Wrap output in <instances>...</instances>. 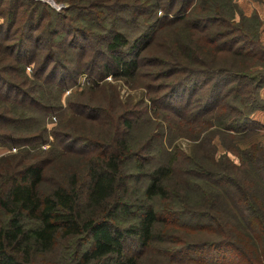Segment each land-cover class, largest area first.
Wrapping results in <instances>:
<instances>
[{"label": "trees", "instance_id": "16d2710c", "mask_svg": "<svg viewBox=\"0 0 264 264\" xmlns=\"http://www.w3.org/2000/svg\"><path fill=\"white\" fill-rule=\"evenodd\" d=\"M0 17V145L22 146L0 161V264H264V145L249 140L264 111L255 10L236 0H0ZM88 72V89L107 75L140 77L148 102L79 98L59 114L88 125L60 118L48 130L61 91ZM151 110L156 130L132 141ZM175 134L193 140L187 152L167 144ZM49 135L43 156L23 150ZM72 154L82 162L66 176H46Z\"/></svg>", "mask_w": 264, "mask_h": 264}, {"label": "rangeland", "instance_id": "374dc122", "mask_svg": "<svg viewBox=\"0 0 264 264\" xmlns=\"http://www.w3.org/2000/svg\"><path fill=\"white\" fill-rule=\"evenodd\" d=\"M238 2L239 7H241V9L244 10H250V6H249V2H251L252 0H236ZM262 9H264L262 7ZM255 10L258 15L260 16V10L258 11L257 9H253ZM252 11V10H251ZM251 11L249 13H251ZM245 12V11H244ZM264 12V10H263ZM261 12V13H263ZM246 13V12H245ZM246 13V14H249ZM132 14L129 13H125L124 14V19H125V23L126 25H128L129 27H133V23L134 21L132 20ZM261 17V16H260ZM263 20V19H262ZM0 21H2L1 17H0ZM263 23V22H262ZM133 28H128V32L131 31ZM37 33V32H35ZM133 33V32H132ZM131 34V32H130ZM82 41H85L86 45L88 47L91 48L92 50V59L93 61H99L100 57H99V53L98 51L101 48V45L99 42H97L96 40L92 39V38H87L86 40L83 39ZM76 42V41H75ZM2 63V62H1ZM4 63H9V60H7L5 58ZM26 70H29V67H26ZM11 75V76H10ZM13 74H6L4 75L6 78L11 79ZM56 79V78H55ZM94 79L93 74L91 73H85L82 75H79L76 79V81L64 88L60 95L58 100H56V106L54 108V110H52L50 113H47L45 115V122L47 125V129L49 130L51 127L56 126L59 119L61 118L65 123H70L75 125L77 128V130L81 131L80 127H84L87 126L88 123L87 121H81L80 117L76 114L71 113L70 110H66L63 116H60V112L62 111L61 109H58V106L61 105L62 108H64V106L69 102V101H75L78 100L79 98H82V100L85 101H90V102H100V103H108L111 98L114 95V92H116L117 97L122 100H130V101H138V100H142L145 102H148V94H147V88L143 85V83L141 82L142 78L140 77H133V78H125V77H113L110 75L105 76L103 79H100L98 81L99 84H101V87L99 88H94V89H88L87 85H89L91 83V80ZM0 85H1V79H0ZM260 94L262 95V97L264 98V87H262L260 89ZM186 96V93L183 95V97ZM177 98L179 97V99H182L181 94L180 96H176ZM152 110L147 114L149 117V119L146 118H142V120L135 124L134 127L131 129L130 132V139L132 141H142L143 139H145L148 134L152 131L156 130V125L160 123L161 119L160 117L157 116H152ZM155 114V113H154ZM158 115V114H155ZM254 117L259 119L263 125H260L258 128H256L255 130H253V132L250 134L249 136V140H255V141H259L261 144L264 145V111H260L257 110L253 113ZM93 127L95 130H99L100 127H98L95 122ZM69 124V125H70ZM77 131V132H79ZM48 140L47 142H42V143H35V144H29V145H24L23 146V150L27 151L29 155H31L32 158L34 157H38L39 155L43 156V154L40 152V150H38V148L40 149H46L50 142H52L54 140L52 135L47 136ZM129 139V140H130ZM217 139L219 140V138L217 137ZM217 141V148H218V152H224V146L221 144V142ZM238 143L241 147H243L245 145V142L248 139H245L243 137L239 138L238 137ZM170 140V136L166 137V142L167 144L172 147V146H178V148H180L182 151L187 152L192 144H193V140L182 134V135H177L175 134V136H173V138H171V142L168 143V141ZM231 141L235 142L234 139H232ZM33 145V146H32ZM78 145V146H76ZM75 147H80L79 144H76ZM13 147H15V149H13ZM22 146H7L4 144L0 145V161L3 158L9 157L12 154H14L15 152L19 151L21 149ZM169 147V148H170ZM26 153V152H21ZM40 153V154H39ZM229 155L231 157H234V155L232 153H229ZM162 159V154L161 153H154V157L151 158V162L154 163L157 160ZM81 161V157L77 156V154H72L69 156H65L62 160L60 161H53L52 163H50L48 165L47 168H45V174L47 177H57L58 175L62 174V175H67L69 173L70 170H72L74 167H76L77 165L80 164ZM137 186V184H136ZM140 186V184H139ZM44 187H48V182L44 183ZM125 219L124 221H128L130 218L125 217L123 218ZM124 223V222H121ZM224 255V254H221ZM147 264H152L147 262Z\"/></svg>", "mask_w": 264, "mask_h": 264}, {"label": "crops", "instance_id": "0c3cea01", "mask_svg": "<svg viewBox=\"0 0 264 264\" xmlns=\"http://www.w3.org/2000/svg\"><path fill=\"white\" fill-rule=\"evenodd\" d=\"M249 6L250 10H244L246 13H249L253 9H257L258 11L260 10V16L263 19V23L261 26V39L264 41V9H262V7L264 8V0H252L251 2H249Z\"/></svg>", "mask_w": 264, "mask_h": 264}, {"label": "built area", "instance_id": "2783aa9c", "mask_svg": "<svg viewBox=\"0 0 264 264\" xmlns=\"http://www.w3.org/2000/svg\"><path fill=\"white\" fill-rule=\"evenodd\" d=\"M13 149H15V147H13Z\"/></svg>", "mask_w": 264, "mask_h": 264}]
</instances>
